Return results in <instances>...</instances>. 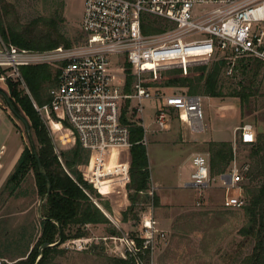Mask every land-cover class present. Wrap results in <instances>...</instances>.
Masks as SVG:
<instances>
[{"label":"built area","instance_id":"obj_1","mask_svg":"<svg viewBox=\"0 0 264 264\" xmlns=\"http://www.w3.org/2000/svg\"><path fill=\"white\" fill-rule=\"evenodd\" d=\"M143 27L148 32H143ZM80 29L82 42L69 47L35 50L2 42L0 69L9 71L0 73V82L15 76L24 84L19 72L23 65L49 64L58 68L56 83L48 89L49 99L41 105L33 101L34 108L49 127L65 130L59 135L62 141L69 140V130L73 140L75 135L81 146L90 151L88 163L81 167L82 175L102 196L129 180V166L106 168L104 157L112 149L129 150L132 124L143 128L140 141L146 144L142 115L148 101L153 103V120L158 130L168 126L172 114L191 132L205 130L202 100L209 98L186 91L163 94L152 88L147 82L155 80L162 69L181 68L185 74L192 65L207 64L216 51L224 54L231 66L247 57L264 61V0H84ZM111 55H124L130 64L132 81L128 89L124 81H114L109 71ZM121 70L125 76L124 65ZM3 104L0 97V108ZM63 120L72 130L63 126ZM236 130L241 142L254 141L251 124L244 123ZM232 144L231 164L217 174V179L224 190L222 206L241 208V185L248 164H237L236 137ZM191 163L189 183L197 189L208 187L207 153H194ZM112 175H120V179L103 189L99 182ZM120 191L116 189V193ZM196 205H200L199 198ZM141 226L137 236L140 244L122 232L72 238L63 246L82 251L93 242L111 239L115 256H132L134 264H144L143 255L146 250L151 251L153 237L162 236L151 208L141 219Z\"/></svg>","mask_w":264,"mask_h":264},{"label":"trees","instance_id":"obj_2","mask_svg":"<svg viewBox=\"0 0 264 264\" xmlns=\"http://www.w3.org/2000/svg\"><path fill=\"white\" fill-rule=\"evenodd\" d=\"M3 9L7 8L3 5ZM2 17L0 14V35L4 42L35 50L72 45L59 28V22L62 19L61 10H57L53 16L38 17L31 23L22 25L23 31L9 22L5 26ZM38 26H41L39 32L33 33V28ZM152 30H159V28H152ZM143 32H148V28L143 27ZM51 67L52 65L49 64L20 66V76L27 91L19 78L15 76H9L6 79V90L0 89L2 96L5 95L8 99L7 102L5 97H2L7 108L10 110L8 106L10 103L29 125V131L25 130L28 142L23 146L17 161L2 184L0 195L4 196L6 193L4 198H8L28 178H31L36 195L42 200L40 232L37 239L24 257L13 262L0 259V264H75L77 257L87 252L101 254V264H134L132 256L122 258L100 253L96 250V244H92L87 251L70 250L63 246V243L69 239L91 236L88 229L90 226L103 225L105 235L102 236L119 235L120 231L93 201V198H102L100 192L93 183L83 178L81 167L88 163L90 151L81 146L75 135H73V142L61 143L58 138L55 140L41 116L35 111L32 100L41 105L49 99V96H46L44 81L51 75ZM261 70H264V61L257 57L240 59L231 66L229 59L220 51H216L207 64L192 65L187 68L185 74L181 68H168L163 72L165 77L162 85L186 88V92L190 94L238 97L241 104H248L250 98L258 92L256 80ZM8 71L7 68L0 69V73ZM237 71H240L241 78L234 82ZM56 72L58 73V68ZM124 72V83L128 89L132 76L130 64L127 61L124 62ZM147 84L156 86L154 81H148ZM11 114L14 115L12 111ZM14 116L18 119L16 115ZM62 123L64 127L71 129L66 120ZM142 138L143 128L132 124L130 126L132 144L129 148V180L125 184L130 203L122 211V221L132 219V224L136 223L138 213L142 210L134 209L135 204L140 196H148L149 191L148 156L145 144L140 141ZM237 142L248 147L247 158L249 159L245 180L241 185L244 204L240 209L245 221L237 229V234L241 237V242L237 245L241 247L244 243H248L250 248L248 253L243 255L238 251L230 253L231 263L264 264V133H257L253 142L243 143L240 140ZM206 151L209 155V174L215 176L228 167L233 156V145L231 141L211 140L206 143ZM99 183L102 184L103 189H106L107 180ZM154 199L157 201V198ZM102 207L109 211L108 202H104ZM128 213L132 215L129 218ZM131 236L138 244L141 243V239L135 234ZM56 241L58 242L55 243ZM44 242L52 243V245L40 250ZM145 257L149 258L148 250L143 255L144 259Z\"/></svg>","mask_w":264,"mask_h":264},{"label":"rangeland","instance_id":"obj_3","mask_svg":"<svg viewBox=\"0 0 264 264\" xmlns=\"http://www.w3.org/2000/svg\"><path fill=\"white\" fill-rule=\"evenodd\" d=\"M83 2L84 0H0V14L3 16L2 21L5 26L9 22L15 25L18 30L23 31L22 25L31 23L32 20L38 17L53 16L57 10H61L60 31L72 45H76L83 40L80 29ZM3 5L7 9H3ZM40 27L33 28V33L37 34ZM0 40L4 43L1 35ZM109 59V71L112 73L114 81L119 83L125 81L123 70H121L125 62L124 55H111ZM167 69H162L160 75L153 80L156 86H150L155 87L163 94L186 91V88L162 85L165 77L163 72ZM235 74L234 82L241 78L240 71ZM256 83L259 87L258 92L250 98L248 104H241L238 97L203 95L209 99L204 98L202 100L205 123V130L202 132H191L187 126L180 123L176 114L169 115L168 126L163 130H158L153 120V103L152 101L146 103L143 109L142 121L146 127L145 146L148 156L149 191L148 196H140L139 201L135 204L134 209L137 211L142 209L140 213L137 212L138 219L136 223L132 224V219L122 221V211L130 203L127 191L125 195L124 189L118 194L116 189H120L117 186L114 191L102 196L101 199L93 198L120 233H127L129 236L134 234L139 236V231L142 229L141 219L150 208L152 209L153 218L162 236L156 234L153 237L152 249L149 250V258H143L144 264H232L230 253L233 251H238L241 255L248 253L250 248L248 243H244L241 247L237 245L241 242L237 229L245 221L242 209L222 206L224 190L217 179V175L210 176L208 187L202 189L184 186L182 181L190 179V173L193 170L192 153L201 152L208 155L206 151L207 141L202 140L210 134L215 136L216 130L211 128L213 124L226 126L227 123V126H230L233 123L234 126L238 127L244 123H249L253 127L255 136L257 133H264V70L260 71ZM22 85L26 88L24 84ZM35 111L37 112L36 109ZM12 116L27 144V132L22 122L14 115ZM45 124L55 140L61 132H64V130L59 131L49 127L47 122ZM232 128L233 126L225 127L222 136L231 138ZM236 131L234 150L236 162L239 165L245 163L249 165L248 147L237 142L239 131ZM67 133L70 141H73L71 132L67 130ZM192 138L197 140H192ZM104 161L105 167L109 169L118 165L114 160V152H111L107 161L105 156ZM107 181L110 183L113 180L107 178ZM30 182L31 178H28L22 184L19 194H26L27 197L24 196V198L26 197L27 201L35 196L34 213L30 212V209L26 212L32 213L33 218H29V214L18 212L16 209L18 206L14 200H10L9 206L5 207L6 209L0 213V259L2 260L13 262L20 256V258L24 257L39 234L42 201L40 202L35 192V186ZM124 196L126 197V206L121 202ZM154 198H157V201ZM198 198L200 199V205H196ZM104 202H108L109 211L102 207ZM37 208L38 216L36 213ZM12 209H16L15 213ZM35 213L37 217H35ZM131 216V213H128L127 217ZM88 229L89 235L97 237L105 235L103 225L90 226ZM92 244L97 245L96 250L98 252L114 255L112 252L114 248L113 240L93 242L90 246ZM87 249L82 251H87ZM77 258L75 264L102 263L101 254L96 255L87 252Z\"/></svg>","mask_w":264,"mask_h":264},{"label":"crops","instance_id":"obj_4","mask_svg":"<svg viewBox=\"0 0 264 264\" xmlns=\"http://www.w3.org/2000/svg\"><path fill=\"white\" fill-rule=\"evenodd\" d=\"M1 42H2V40H0V46H1ZM51 70H52L51 75H49L48 78L46 79V81H44V88H45L46 96H48L49 87L55 85V83H56V76H57L56 70H57V67L56 66H52ZM0 89H5L6 90V82H0ZM0 97L1 98L3 97L1 92H0ZM33 101L35 102V100H33ZM3 102H4V100H3ZM17 126L18 125H17L16 121L14 120L12 114L10 113V110L7 108V106H6L5 102H4V107L0 108V190L2 189L1 188L2 184L4 183V181H5L6 177H7V175L9 174V172L12 170L15 162L17 161V159H18V157H19V155H20V153H21V151L23 149V146L26 143L24 141L25 138L20 133V131L17 128ZM215 126L216 125L213 124L212 127H211L212 129L216 130L215 131V136H211L212 134H210V136H207V138L203 139L202 141H207L208 142V141L213 140V141H231V142H233V140L236 137V132H237L236 131V127L237 126H234L233 123H232V125H230L231 127L233 126V128H232L233 134H232L231 138H228V137L226 138V137L222 136L223 133H224L223 130L225 129V127L226 128L230 127V126H227V123H226V126H224V125H220V126H216V127ZM253 133H254V136H255V132L254 131H253ZM59 135H58V138H59L60 142L61 143H66L65 142L66 140L62 141L60 139ZM192 140H197V139L196 138H192ZM68 142H73V141H70V138H69ZM111 152H114V160L116 161L117 164H122L123 166L124 165L129 166V150L112 149L111 151L106 153V155H105L106 156V161L109 159V155L111 154ZM192 154H194V153H192ZM111 179L113 181H116L117 179H120V175H113L111 177ZM182 182H183L184 186H192L189 183L190 179L183 180ZM31 183L34 186L33 179H31L30 184ZM21 186L18 187L16 189L15 193L12 194L11 196H9L8 198H4V196L2 194L0 195V213L3 212L6 209L5 207L9 206V201L10 200H14L16 205L18 207H20V208L16 207L18 212H21L23 214H29V218L32 219L33 218V214L29 213V212L26 213V212L29 209H30V212H33V206L35 204V201H34L35 196H33V198L28 200L29 201L28 202L26 200L27 199L26 198L27 197L26 194L25 195L19 194V190H20ZM118 187H119L120 190L124 189L125 192H126L125 185L124 186H121V185L119 186L118 185ZM192 187H194V186H192ZM34 194H35V192H34ZM24 196H26L25 197L26 199L24 198ZM159 197L161 199L160 194H159ZM125 198L126 197L124 196L122 198L121 202H122V204L124 203V205L126 206V203H125L126 199ZM16 209H12L14 211V213H15ZM36 213H37V216H38V208L36 209ZM36 213H35V217H37ZM36 239L37 238H35V240Z\"/></svg>","mask_w":264,"mask_h":264},{"label":"water","instance_id":"obj_5","mask_svg":"<svg viewBox=\"0 0 264 264\" xmlns=\"http://www.w3.org/2000/svg\"><path fill=\"white\" fill-rule=\"evenodd\" d=\"M4 97H5V100L8 102V99L6 98V96L5 95H3ZM8 106H9V108H10V110L12 111V113H14V115H16L17 117H18V119L23 123V125H24V127H25V130L28 132L29 131V125H28V122L25 120V118L23 117V116H21L14 108H13V106L10 104V103H8ZM35 157H36V159H37V163H38V166L40 167V162H39V160H38V156H37V154H36V152H35ZM49 191V187H48V189H47V192ZM42 200L40 199V202H41ZM41 217V216H40ZM58 241H56L55 243H57ZM49 245H52V243H48V242H44L42 245H41V247H40V250L43 248V247H46V246H49Z\"/></svg>","mask_w":264,"mask_h":264},{"label":"bare ground","instance_id":"obj_6","mask_svg":"<svg viewBox=\"0 0 264 264\" xmlns=\"http://www.w3.org/2000/svg\"><path fill=\"white\" fill-rule=\"evenodd\" d=\"M99 205V204H98ZM105 212V211H104Z\"/></svg>","mask_w":264,"mask_h":264}]
</instances>
